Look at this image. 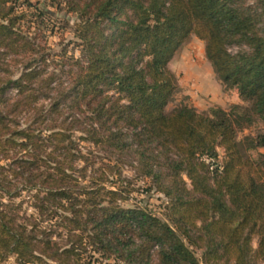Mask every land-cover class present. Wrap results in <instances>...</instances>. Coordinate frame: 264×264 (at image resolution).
Wrapping results in <instances>:
<instances>
[{
    "label": "trees",
    "instance_id": "obj_1",
    "mask_svg": "<svg viewBox=\"0 0 264 264\" xmlns=\"http://www.w3.org/2000/svg\"><path fill=\"white\" fill-rule=\"evenodd\" d=\"M19 1L0 0V264L264 263V169L237 140L238 108L166 110L179 88L168 66L195 36L264 123V0H65L81 19L68 92L40 67L50 55L25 31ZM7 60L21 62L16 79ZM53 90L51 108L37 107ZM62 106L71 115L44 128ZM77 130L116 173L128 162L164 195V220L123 206L113 181L81 185L88 165L76 163L89 160Z\"/></svg>",
    "mask_w": 264,
    "mask_h": 264
},
{
    "label": "rangeland",
    "instance_id": "obj_2",
    "mask_svg": "<svg viewBox=\"0 0 264 264\" xmlns=\"http://www.w3.org/2000/svg\"><path fill=\"white\" fill-rule=\"evenodd\" d=\"M30 3L31 5L28 6L25 0L19 1L21 6L19 12L27 14L23 26L25 31H30L32 37L36 36V43L50 55L46 64L40 62L39 65L41 68L47 69L48 75L53 72L59 74L57 83H64L60 89L68 92L70 89L68 76L62 71H67L72 65V62L65 65L64 62H69L67 60L72 58H81L80 41L75 36V26L81 19L79 15L69 10L65 0H32ZM235 50L233 49V51ZM62 54H65L67 58L63 59ZM19 59L22 62V57ZM20 61L17 64L7 60L11 65L12 77L15 79L22 70ZM168 67L176 76L179 88L167 106V112L182 106L193 107L198 113H207L215 107L230 112L232 108L237 107L238 113L243 117V128L238 131L237 140L240 142L245 155L261 164L264 169V147H253V141L264 136V123L255 115L251 102L242 99L237 89L228 88L218 78L211 63L206 58L205 43L193 36L179 50ZM54 87H57V84ZM12 94L15 96L16 92L13 91ZM57 97L58 93L53 90L49 93V99L42 98L37 107L44 106L48 111ZM60 110V118L57 116L51 118L44 125V128L55 125L53 122L55 119L62 124L65 120L64 117L71 115L72 112L71 108L64 106ZM80 119H84V116H80ZM45 134L49 135L47 132ZM81 137H85L82 132L78 130L74 132V141L78 145L77 149L81 150L89 160V164H84L82 161L76 163L78 169L88 165L87 180L81 182V185H89L95 179L113 181L118 184V187L125 188L123 197L126 200L122 202L123 206L141 207L155 216L165 219L167 199L152 189L148 179L137 174L128 162H125L123 168L116 173L115 160L109 158L108 154L90 142L81 140ZM221 156L223 157V154ZM6 164V162L2 163V165ZM77 174L82 176L79 171ZM26 195L27 192H23V197ZM21 200H17V203ZM30 202L26 197L23 209L27 210L29 214H34L35 210L31 207ZM197 254L199 257L202 256V252L199 250ZM4 264L19 263L15 258H11Z\"/></svg>",
    "mask_w": 264,
    "mask_h": 264
}]
</instances>
